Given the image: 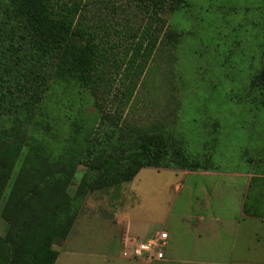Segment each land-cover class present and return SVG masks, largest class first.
Listing matches in <instances>:
<instances>
[{"label":"rangeland","instance_id":"1","mask_svg":"<svg viewBox=\"0 0 264 264\" xmlns=\"http://www.w3.org/2000/svg\"><path fill=\"white\" fill-rule=\"evenodd\" d=\"M113 1L120 6L116 13L103 7L108 0H90L84 13L85 23L100 27L95 30L104 39L102 46L113 53L106 54L110 64H104L105 73L93 93L73 81L50 82L43 103L50 136L72 141L89 136L104 142L156 135L175 141L192 160L217 173L264 171V85L250 88L252 78L264 68V0H180L174 12L168 10L172 0H165L153 19L135 0ZM153 26L158 28V42L151 55L141 69H125L121 63L130 55L132 35ZM115 59L120 64L118 72ZM25 153L24 148L0 201V236L15 215L7 195ZM84 172L79 165L67 189L69 195ZM231 180L239 185L242 179L198 173L185 177L144 168L130 182L88 193L77 218L100 221L87 236L93 245L81 242L79 249L82 254L86 246L100 252L110 240L111 222L117 217L171 231L164 252L182 249L188 234L179 216L186 211L188 218L195 219L211 188ZM63 245L64 241H57L53 249ZM61 256L64 264L67 253ZM82 262L98 264L87 256Z\"/></svg>","mask_w":264,"mask_h":264},{"label":"trees","instance_id":"2","mask_svg":"<svg viewBox=\"0 0 264 264\" xmlns=\"http://www.w3.org/2000/svg\"><path fill=\"white\" fill-rule=\"evenodd\" d=\"M135 1L150 19L166 4ZM90 4V0H0V201L26 149L7 195L15 215L0 236V264H55L58 251L53 245L65 241L88 193L130 182L144 168L214 170L161 136L104 142L89 136L79 141L50 136L43 112L50 82L73 81L93 93L105 73L104 64H110L106 54L113 53L102 46L104 39L95 30L100 27L84 22ZM181 4L172 0L168 10L174 12ZM103 7L116 13L120 6L108 0ZM155 26L132 35L130 55L121 63L125 69H141L151 55L158 42ZM113 63L118 72L120 64L116 59ZM263 85L264 68L252 78L250 88ZM79 165L85 172L71 196L67 189ZM251 182L264 191V178ZM243 210L251 215L245 205Z\"/></svg>","mask_w":264,"mask_h":264},{"label":"crops","instance_id":"3","mask_svg":"<svg viewBox=\"0 0 264 264\" xmlns=\"http://www.w3.org/2000/svg\"><path fill=\"white\" fill-rule=\"evenodd\" d=\"M169 171L183 174L185 177L198 173L203 176L242 180L239 185H236V180H231L224 186L214 185L210 190L211 194L209 192V196L206 197V202L202 203V211L197 217L194 216L195 219L188 218V214L184 211L183 218L179 216V219L184 222L181 226L188 234L185 239L186 245L176 251L164 252L161 260L149 259L138 254L137 245L165 230L153 229L151 225L145 226L135 218L129 220L115 218L111 222L113 231L110 240L103 248L101 247V251L97 252L96 249L86 246V252L82 254V249L80 250L79 247L83 244L78 243L93 245L90 242L92 238L87 236L93 225L100 220L77 218L73 226L75 228V224L82 221L81 228L71 229L74 230L73 234L71 235L72 231H70L64 241V247L58 250L55 264H62V252L67 253L64 264H82L83 256L95 260L98 264H264V191L257 183L252 185L251 182L252 178H264V171L256 173L252 170L233 174L217 173L215 170ZM179 187L177 183L176 189ZM133 191L128 193L132 194ZM135 195L137 198L138 194ZM244 205L251 215L244 213ZM83 232L84 237H79ZM171 233V231L167 233L168 239ZM74 239L78 241L74 242ZM233 258L240 260L235 263L229 262V259ZM243 259L247 260L243 261Z\"/></svg>","mask_w":264,"mask_h":264},{"label":"built area","instance_id":"4","mask_svg":"<svg viewBox=\"0 0 264 264\" xmlns=\"http://www.w3.org/2000/svg\"><path fill=\"white\" fill-rule=\"evenodd\" d=\"M168 239L166 232L159 233L146 241H141L137 245V253L146 256L149 259L161 260L164 256L165 243Z\"/></svg>","mask_w":264,"mask_h":264}]
</instances>
